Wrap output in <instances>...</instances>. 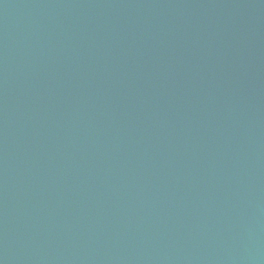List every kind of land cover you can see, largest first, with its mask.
I'll use <instances>...</instances> for the list:
<instances>
[{"label":"water","instance_id":"95a60500","mask_svg":"<svg viewBox=\"0 0 264 264\" xmlns=\"http://www.w3.org/2000/svg\"><path fill=\"white\" fill-rule=\"evenodd\" d=\"M0 264H264V0H0Z\"/></svg>","mask_w":264,"mask_h":264}]
</instances>
